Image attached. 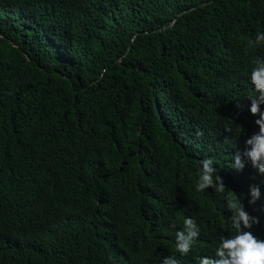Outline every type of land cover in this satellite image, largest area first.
Here are the masks:
<instances>
[{"label":"trees","instance_id":"trees-1","mask_svg":"<svg viewBox=\"0 0 264 264\" xmlns=\"http://www.w3.org/2000/svg\"><path fill=\"white\" fill-rule=\"evenodd\" d=\"M258 31L264 0H0V264H160L185 216L180 264L213 256L232 230L194 191L204 158L264 239L255 170L230 168Z\"/></svg>","mask_w":264,"mask_h":264},{"label":"clouds","instance_id":"clouds-1","mask_svg":"<svg viewBox=\"0 0 264 264\" xmlns=\"http://www.w3.org/2000/svg\"><path fill=\"white\" fill-rule=\"evenodd\" d=\"M257 48H264V31H258L253 39ZM248 82L252 94L247 98V111L253 116L257 130L244 140L245 148L236 151L231 157L230 168L242 171L246 165L255 170V183L248 187V204L255 205L264 197V56H257L248 72ZM239 107V106H238ZM211 158L199 161V171L194 183L197 193L211 189L221 194L224 206L229 212L228 221L232 234L221 236L213 256H200L197 264H264V239L258 238L251 229L259 224L257 216L245 210L240 198L227 189L218 168ZM202 232L201 225L191 216H185L182 227L174 233V246L177 255H165L160 264H180L179 257L187 256Z\"/></svg>","mask_w":264,"mask_h":264}]
</instances>
